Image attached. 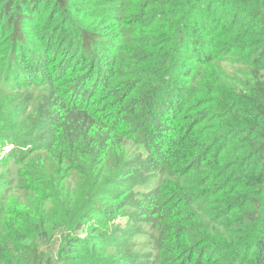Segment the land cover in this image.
I'll return each instance as SVG.
<instances>
[{
  "label": "trees",
  "instance_id": "16d2710c",
  "mask_svg": "<svg viewBox=\"0 0 264 264\" xmlns=\"http://www.w3.org/2000/svg\"><path fill=\"white\" fill-rule=\"evenodd\" d=\"M230 55L254 83L215 112ZM0 72V141L19 146L0 162V264L124 263L138 235L153 264H264V0H0Z\"/></svg>",
  "mask_w": 264,
  "mask_h": 264
},
{
  "label": "rangeland",
  "instance_id": "374dc122",
  "mask_svg": "<svg viewBox=\"0 0 264 264\" xmlns=\"http://www.w3.org/2000/svg\"><path fill=\"white\" fill-rule=\"evenodd\" d=\"M0 74V93L5 90V84L7 81V75H5L3 72ZM220 81L222 82L225 91L223 92V95L221 93V97L218 98V102H214L209 109H212L213 111H223L225 112V108L227 107L229 101L232 99L234 95H237L241 92L246 93L248 90V86H253V79L251 76V68L248 64H246L242 59L236 58L233 55L225 57L222 62L220 63ZM248 82L249 85H246L245 83ZM13 124L7 121L5 125L0 126V135L5 133H12L11 130ZM15 129L17 126H14ZM25 132V130H22V133ZM3 144V145H1ZM13 148H19L18 145L10 144V141L4 139L0 141V162L5 157V154L10 152ZM58 177H61L60 174L53 171V169H46L45 170V182H46V194L48 196H52L54 199L57 200L58 205L60 207H64L68 212L69 215H71L74 211V207L71 206L69 202V192L68 188L65 186V184L61 183L60 180L63 178L61 177L60 180H58ZM155 180L152 179L150 183L145 186L143 189L144 191L150 190L152 187H154ZM60 186V187H59ZM146 194V193H144ZM55 210V208H54ZM13 216H15L13 211H10ZM17 217V216H16ZM81 220L79 217L75 220V224H79ZM106 228H117L120 230L127 229L128 225L130 223L127 221L126 218L122 217V215L114 220L111 223H103ZM28 229L29 227L22 225L19 223L18 230H20V234L23 237L28 236ZM110 229V231H111ZM95 229L94 224H87L84 226V228L76 231V232H70L65 227L62 230V233L57 234L54 237V245H56V249L61 245V240L66 239L68 237H77L80 240H83L87 237L89 231L93 232ZM142 231H145L144 229ZM111 242L115 243V236H111L109 238ZM52 244H50L51 246ZM50 248V247H49ZM129 248L130 251L134 254V258L130 259L128 262H120L117 259H114L113 264H153V256H154V250H152L151 245L148 243L147 238L145 235H138L129 241ZM49 253H52L53 251L51 249H48ZM107 252L111 255H116L117 250L116 249H108ZM111 261V260H110ZM108 261L105 264H111V262Z\"/></svg>",
  "mask_w": 264,
  "mask_h": 264
}]
</instances>
